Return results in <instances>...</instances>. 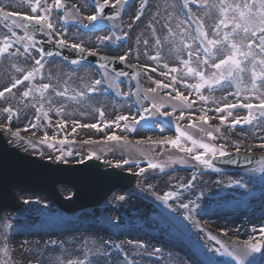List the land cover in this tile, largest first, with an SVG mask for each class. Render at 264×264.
Wrapping results in <instances>:
<instances>
[{"label":"rangeland","instance_id":"rangeland-1","mask_svg":"<svg viewBox=\"0 0 264 264\" xmlns=\"http://www.w3.org/2000/svg\"><path fill=\"white\" fill-rule=\"evenodd\" d=\"M80 1L85 3L89 8L88 13L84 14L81 11V14L83 16L93 14L94 6H91V4H93V0ZM127 1L131 4L134 0ZM34 2L35 0H32V3ZM47 2L49 5H51L53 3V0H47ZM114 2L115 0H112V3ZM173 2H176L179 10L181 11L180 19L187 20L188 9H184L181 7L183 0H173ZM24 3L30 8L29 3ZM62 3L66 4V0H62ZM140 4L141 2L138 4L136 14L140 8ZM148 4L149 1L147 0V5L144 9H147V6H149ZM70 5L72 6L73 4ZM131 7H133V4ZM189 7L191 8L193 15L195 17H199L196 13V9H200L199 5L189 4ZM0 8H3L6 11L5 5L3 4V2H1V0ZM28 11H26L25 13H27ZM71 11L72 9H70V11L68 12L69 18L65 23L63 19L65 13L62 12V9L57 10L53 8L51 19L54 18L52 20L55 24V29L61 22L62 24H65L68 32L70 31V29L76 30L79 34L97 32L101 34L100 37L111 35L113 37V40H115L116 37H121V39L116 40L115 43H113L112 41L100 43V41L97 39V42H99L97 43V47H95V49L90 48V50L101 53L104 51L99 46L107 48L111 47V45L118 46L120 45V43H123V40H125L126 37L124 36V33L121 32V24L118 21H97L95 27L90 26L88 29H84L80 26L79 21L70 15ZM29 12H31V8ZM28 15L34 14L31 12V14L29 13ZM143 16H145V11H143L142 17ZM84 23L88 22L85 20ZM6 25H11V20L4 21L2 18H0V32L2 33L0 41H2L5 36H11V32H9ZM183 26L189 31H192L195 28V24H193L190 20ZM13 31H15L18 36L24 35V30L22 28L13 27ZM42 34L43 32H41L40 34H35L37 48H40L38 42L41 40V38L44 39ZM55 37V40L61 38L56 34ZM13 40H15V37H13ZM27 43L29 42L23 41L21 43H14L12 48L15 50L19 49L20 52L23 53L24 46ZM29 51L35 58H40L35 48H30ZM155 53L156 50L154 52L152 50L147 51L148 57L149 55ZM3 58H6L13 63H21L25 59V54L13 55L12 52L8 51V53H6L4 56H0V61ZM183 58L187 59V53H185ZM136 59L140 63L143 62L138 58ZM46 62H54L58 65V67H62L64 73L68 75V77H70L71 75L77 77L80 70H85L89 74V77L85 80V84L83 82L80 84L73 83V85H77V87L72 88L73 93L65 96L66 98L63 97V103H61L62 105L60 104L61 106L55 105V113H53V110L47 108L45 104L46 100L41 101L44 103V111L48 112L47 118H45L41 113L37 112V109L40 107L41 103L30 102L31 100H40L39 92L33 91V93L28 97L22 96V93L27 90L28 87H38L39 84H41V75L38 74L36 78L31 82L25 81L24 84L18 85L17 88L12 89V93H5V97L0 98V125L9 124L13 130L19 128L22 130L21 136L25 137L24 140L17 141L7 131H5L3 128H0L2 133H5L11 137L10 142L13 145H17L22 148L21 150L26 151L28 155L36 153L38 157L47 159L53 163L65 162L54 161L53 159H50V157L64 155L67 152H71L72 155H65V160L70 163H80V161L84 162L92 158L99 159V161L104 162L106 167H115V164L117 162H121V167L118 168L121 171L135 170L137 173H139L140 168H145L146 171L142 174H138V181L133 189L127 192H117L97 209H85L74 214H67L61 210H58L51 203V201L47 200L46 197H34V195H32L30 196V198H28L26 208H23V211L21 213H11V211H9L8 213H3L2 219L0 221V248L4 247L5 245L7 246V248L9 249L10 259L9 257L4 256L3 253H0V264H4V261H8V264H30L31 259L29 258L28 253L23 252V248L20 247L21 244L18 241L19 236L27 237L43 235L47 233H51V235H53L52 232L63 234L66 232L70 233L73 231L89 230L111 235L112 237H109L108 239L105 238L106 241H110L115 245H120L123 251L119 253V259L123 261L126 254L127 259L131 261V264L133 263V259L128 254L125 246L121 243L120 238L135 237L137 239H144L148 242L149 240L150 242L154 241L164 246L176 245L183 247L188 252V254L192 256L194 263L196 264H235V261L231 257L221 255L220 252L216 251V249L220 248V245L216 244L215 241L210 240L208 237V233L217 236L218 239H220L228 246L229 250L238 251L233 248L232 242L225 239L219 234L213 233V231L208 229L205 225H202V221H205L212 217L228 216L230 215V213H233L237 210L244 213L245 211L251 212V210L264 202V184L261 183V177L264 176V171L258 170L256 173H252L253 168H259L258 165L253 168L241 171L221 169L222 171L220 173H215L211 170L205 169L203 170L202 175L198 176L197 180L194 182L196 187L190 193H184L182 199L179 202H177L176 200H170L169 204L166 206L162 201L157 200L156 196L163 195L168 191H176V185L186 184L191 179V175L194 169L188 166H182L177 163L172 165L171 167H168L164 173H161L158 169H149L147 166V159L150 158L159 162H165L168 161L169 157L179 158L184 154L180 153L176 149L171 148L168 145H141L140 150L145 153V155H141L140 151H137L136 148L121 147L114 142H104L105 137L111 133H115L119 136H127L133 143H135V141L132 140V137L139 133L156 136V139H160L164 135L174 136L176 134L177 123H179L181 127H184L189 123V120L187 119V114L189 112H192L195 117L200 114L198 110L201 107L209 108V106L203 105L199 101L196 93L192 91L190 100H195L196 103L193 105V108L191 110L184 109L186 113V118L184 120H177V117H179L180 115L181 108L178 106L176 111L173 112L171 104L175 103L179 105V102H168L169 98L166 96V93L170 92V89H157L155 93H149L148 98H145L146 90L155 87V84L152 82L153 80L158 79L166 83H169L171 81V79H159L158 77L156 78L154 75H152V72L150 70L151 68L147 64L142 63L144 66H147V68H149L148 72L140 70L139 66L136 65V67L140 70V74L139 78L135 81H130L129 79H121L108 73V79L105 80L101 86H99L98 91L88 92L87 86L91 85V83L96 79H102L105 70L97 71L94 68L86 66L84 64H76L70 66L66 64L65 61L59 58L44 57L42 60L44 67L46 66ZM33 65L34 59L29 58L28 65L23 67L22 69H24V72L30 71ZM176 67H181V65L177 63ZM43 70L44 68L41 70V73H43ZM22 76L23 73L19 72V74H16L15 78L22 79ZM149 77H152V79H149ZM186 79L188 83L196 82L191 77H188ZM113 80L115 81V85L113 87H109V84H111ZM12 81L13 80L11 79L7 80L8 83H5L7 84V87L10 86ZM177 87L181 91H183L185 95L189 94L190 90L185 88L183 84H177ZM117 91L120 93V95H117ZM202 91L204 95L209 92L207 89H204ZM79 92H84L85 95L83 97L78 96V101L81 99L87 100L88 98H92L94 96H101L100 100H103L104 102H106V104L101 109L88 113L86 110V106L84 107L79 104L71 105V102L76 103L77 101L68 99V97L76 95ZM45 95L49 97V92L45 93ZM233 98L234 102H236V97L233 96ZM240 99L243 98L241 97ZM153 100L158 103L164 102L166 106L162 108L161 111L173 112L172 117L155 115L150 119L140 120L141 114L145 116L150 115V113H144L143 109L145 107L151 108ZM24 102H29L27 103L29 113L27 118L25 117V122L23 125L18 124L20 112L18 110L19 105L16 104H21ZM107 105H111V113L109 115L106 111ZM6 107H10L12 109L13 116L11 121L8 120L9 113L2 111V109ZM72 107H74L73 110ZM58 108L62 109L59 114L56 111V109ZM99 110H102L104 112L103 119L100 118ZM236 111H240L243 116L247 115L246 109L237 108L233 110L234 113ZM38 115L40 116L39 121L36 120V117ZM122 115L128 116L129 120L120 121L121 126L119 128H117L115 124H112L111 127L105 126L106 122L114 121L117 119V117ZM209 115L213 116L217 114L214 111H210ZM133 118H135L136 120H140V123L134 125L136 129L135 131H128L125 128V124L133 126ZM261 120L264 121V118H261ZM60 122H66V126L63 129L57 126ZM73 122L76 123L74 124ZM211 123L218 124L219 121L213 120L211 121ZM31 124H36L37 127L32 128L30 127ZM85 124H98L100 125L102 130L97 131L96 129L77 126ZM26 127L28 128V131H23V129H25ZM74 127L76 129L75 132H73ZM236 127H241V125H237ZM225 129L226 126L222 127L221 129L223 132V136ZM81 131L86 132L83 137L81 136ZM88 131L98 132L99 139L95 140L97 141V143L91 145L82 143L83 141L88 140L87 138L90 137L91 134H87ZM190 131L197 138H203L205 142H208L207 137L204 136L198 128L190 129ZM33 133L35 135H33ZM45 133H47V135L50 137L56 136L57 139L67 138L70 143L63 146L56 145L55 148L49 149L47 145L39 144L37 142L38 139L43 137ZM29 139L33 141L35 147L27 142ZM212 142L216 144H225L229 152H235L234 142H232V145L230 142L225 141L224 138H219ZM241 146V152L243 153V149L245 147H250L244 145ZM253 152L260 155L261 153H264V149L257 150L253 148ZM93 153H95V155H93ZM123 160H129L130 162L128 164H123ZM192 163L194 162L189 159L188 164L190 165ZM236 180H240L242 183L246 184L247 188H240L235 184H233L232 187L227 186L229 182ZM218 181L221 182L218 183ZM198 195L201 196V199L196 201V203L199 204V207L196 208V210L191 214L187 210L179 207V203H188L189 200H196V197ZM120 196H124L125 199L119 200L118 197ZM259 197L261 198V200L255 201V207H250V205H252L250 204L251 199H258ZM247 203L250 205H248ZM190 207H195V205H190ZM186 215H189L190 219L185 220L184 217ZM132 216H135L133 222L128 223V221H130L129 218H131ZM122 219L124 222L126 221V224L121 222ZM140 221H142L144 224L147 223V225H149V228H147V225L136 226L134 224L135 222ZM91 226H93L94 229ZM89 227H91V229H88ZM58 228L60 232L56 230ZM133 232L135 235L133 234ZM253 233L254 232H251V235L254 236L255 234ZM259 235L260 234L258 232V238ZM57 240L58 239H56V241ZM56 243L57 242H55V245H48V247H50L51 249L53 247L56 248ZM103 245L104 249L108 248V245L104 243ZM263 249L264 248H262L258 253H253L248 257V259L252 260L254 257L256 260V264H263ZM155 253L157 252L155 251ZM146 256L149 259H153V255L150 253H148ZM115 259L116 254L114 253L113 260Z\"/></svg>","mask_w":264,"mask_h":264},{"label":"snow or ice","instance_id":"snow-or-ice-1","mask_svg":"<svg viewBox=\"0 0 264 264\" xmlns=\"http://www.w3.org/2000/svg\"><path fill=\"white\" fill-rule=\"evenodd\" d=\"M127 0H115L112 3V0H93L94 12L83 16L81 14L80 7L76 4L71 6L70 15L79 21L80 26L84 29H88L90 26L95 27L97 21H103L105 18L108 20L114 19V17L108 16L105 17V10L109 7L116 8L122 4H125ZM31 12L34 15H22L15 12L5 11L3 8H0V18L4 21L11 20V25H6L11 36H5L2 41H0V56H4L8 53L9 49L12 48L14 43H21L23 41H28L29 43L25 44L24 52L21 53L19 49L16 50L13 55H24L27 54V58L34 59V65L30 71L24 72V69L17 68L16 70L23 73L22 79L15 78L10 86L5 87L3 90H0V98L5 97V93H12V89L17 88L18 85L24 84L25 81H33L36 76L39 74L43 78L41 70L44 68L42 60L45 55L53 56L52 52L45 53V50L40 47L37 48V41L35 40V33L43 32L46 36L51 37L53 33L57 36H60V39H56L55 43L61 47H71L78 53H87L89 56H96L98 53L96 51L86 49L83 46V42L80 43H71L69 44L68 40L63 38V34L56 32L55 24L51 19V13L53 8L60 10L66 9L65 4L62 3V0H53L51 5L48 4L47 0H35L32 3V0H28ZM189 4H198L199 7L205 9L204 15L208 16L211 19L210 12L212 9L217 10L216 21L210 26L211 32L206 28L204 21L201 17H195L192 13ZM147 5V0H141L140 8L137 11V14L134 16V20L138 21L143 15V9ZM169 7L175 8V4H170ZM182 8L188 9L187 20H180L177 23L176 27L180 29L178 43H174L173 47L169 49L170 53L175 54V58L179 61L181 67H170L167 62H163V57L159 48L161 47V41L159 38L155 40V44L158 48L154 55L149 56L148 58L158 66H161L162 69H167V71H161L160 75L164 77L171 76V81L166 83L162 80H153L155 84L154 88H149L146 90L145 98H148L149 93H155L157 89H170V92L166 93V96L169 98L168 102L177 101L179 105L172 103L171 107L173 112L176 111L177 107L181 108L180 115L177 117V120H184L186 118V113L184 109L191 110L193 105L196 103L195 100H190L192 91L196 93L200 102L203 105H208L209 103L217 105L214 109L201 107L199 115L194 117L192 112L187 114V119L189 123L181 127L179 123L176 124V134L174 136H165L160 139H153L152 137H147L146 139H141L133 143L129 140L127 136H119L115 133H111L105 137V143L114 142L121 147H132L136 148L137 151H140L141 155H145L140 150L141 145H152V146H164L168 145L173 149L178 150L184 155L179 158L169 157L168 161L159 162L153 159H147V166L149 169H158L161 173H164L168 167H171L174 164H180L182 166H188L194 169L191 179L186 184L176 185V191H168L163 195H157L156 199L162 201L166 206L169 204L170 200H176L179 202L184 193H190L195 187V181L198 176L202 175L203 170H211L215 173H220L222 170L216 167L213 163L218 157H228L232 153L228 151V148L225 144H216L212 141H215L219 138L226 137L223 136L222 127L227 126L229 130H234L237 125H252L254 121L261 120L264 118V89L261 85H264V0H183ZM117 15L119 13L117 12ZM69 18V13L65 11L63 17L65 23ZM172 18V14H169V19ZM88 23H84V21ZM191 21L195 24V28L192 31H189L186 28H181L182 24L188 23ZM169 35L175 37L177 35L174 30L168 26ZM13 27L22 28L24 30L23 36H18ZM114 27V26H113ZM152 27V25H149ZM131 28V25H129ZM153 35H155V28L152 27ZM128 33H124L126 37ZM15 37V40H13ZM100 43L106 41H112L115 43L116 40H120L121 37H116L113 40L111 35H105L102 37H97ZM139 43V39H138ZM145 45L148 44L147 40H144ZM30 48H35L36 52L39 54L40 58H35L32 56V53L29 51ZM187 53V59L182 57V53ZM147 55V53H145ZM102 61L118 60L120 62H126L128 59V53L118 55L115 57L101 56ZM72 64H79V60H72ZM136 67V65H131ZM101 68L105 69L102 79L94 80L91 85L87 86L88 92H96L99 90L105 80L108 79V73L106 69V64H101ZM147 70V66H141ZM151 72H156L157 68L153 67L150 69ZM177 74V75H173ZM245 74L249 75L251 81L250 87L245 85L244 77ZM118 76H123L124 73H118ZM191 77L196 82L188 83L187 79ZM51 80V75L49 76ZM152 79V77H149ZM177 84H183V86L189 89V94L185 95L181 91ZM115 81L113 80L109 87H113ZM235 88V92L230 91L229 89ZM207 89L209 93L220 89L227 92L228 96H235V103H224L220 104L214 96L204 95L203 91ZM49 90L54 93L56 97H65L68 93V88L65 87L62 91L57 90V88L51 83H41L39 86L28 87L22 93L23 97L30 96L33 91L39 92L40 100L47 101L49 104L52 103V98L46 97L45 93H48ZM174 93V95H173ZM84 92H79L76 95L68 97V99L77 101V97H83ZM117 95L120 93L117 91ZM138 95V93H137ZM243 96V99H240ZM227 99V96L223 97ZM247 101V102H245ZM252 101H258V103H253ZM166 104L164 102L158 103L153 100L151 108L145 107L143 109L144 113H150L149 116L141 114L140 120L150 119L152 116L160 115L165 117H172L173 112L161 111ZM240 108L246 109L247 115L243 117H234L233 110ZM62 109H56L59 114ZM3 112L9 113L8 120L11 121L13 112L10 107L2 109ZM214 111L217 115L210 116L209 112ZM38 113H41L45 118L48 116V112L44 111V103L41 102L40 107L37 109ZM258 114V115H257ZM100 118L103 119L104 112L99 110ZM232 119H229V118ZM40 116L36 117V120L39 121ZM128 116H119L116 120L111 122H106V127H111L112 124H115L119 128L120 121H128ZM140 120L133 118V126L125 124V128L128 131H135L134 125L139 124ZM218 120V124H213L211 121ZM74 124L76 122H73ZM59 128L63 129L66 126V122H60L57 125ZM79 127L92 128L97 131H101V127L98 124H85L77 125ZM207 126V127H205ZM30 127H37L36 124H31ZM0 128H3L7 131L12 137L17 141L24 140L25 137L21 136V129L17 128L13 130L9 124L0 125ZM198 128L204 136L207 137V141L203 138H197L192 134L190 129ZM75 127L73 132H75ZM23 131H28L26 127ZM33 135H35L33 133ZM30 145L35 147L33 141L29 139L27 141ZM39 144L47 145L49 149H53L56 145H65L70 143L67 138L57 139L56 136H48L47 133L43 137L39 138L37 141ZM85 144H95L97 141L88 139L83 141ZM259 148L264 149V143L258 145ZM234 149L236 154H240L242 146L238 142H234ZM244 151V160L251 163L253 148L245 147ZM65 155H72L71 152H67L64 155H57L55 157H50L54 161L58 162H67L65 160ZM95 155V153H93ZM91 158V157H89ZM98 158V157H97ZM193 161L194 163L188 164V160ZM83 162V161H80ZM129 160H123V164H128ZM229 163H235V160H229ZM136 163V162H134ZM259 168H253L252 173L259 171H264V153H261L258 161ZM115 167H121V162H117ZM146 171L145 168H140L139 173L142 174ZM221 181H218L220 183ZM261 183L264 184V176L261 177ZM233 184L238 185L240 188H247V185L242 183L240 180L232 181L228 183V187H232ZM151 187V186H150ZM119 200H124V196L118 197ZM201 196L198 195L196 200H189L188 203H179V207L187 210L190 214L199 207V204L196 201L200 200ZM25 204L28 203L27 200L24 201ZM190 205H195V207H190ZM185 220L190 219L189 215L184 217ZM10 227V226H9ZM203 230V229H201ZM259 231V238L256 236H249L245 240H233L232 246L238 251L229 250L228 246L222 242L217 236L208 233L210 240L215 241L216 244L220 245L219 249L216 251L220 252L221 255H226L231 257L235 264H256V260L253 257L252 260H249L248 257L253 253H258L264 248V227H261L259 230L253 228V232ZM223 235H228L227 232H223ZM50 244H55L54 241L47 242ZM104 244L108 245L107 249H104V245H101V249H98L95 252L88 250L85 252L84 259H73L67 261V264H131V261L127 259L125 254L124 260L119 259V253L123 250L120 245L112 244L110 241H105ZM143 248V245H138ZM159 252V249L155 250ZM0 253H3L4 256L9 257V249L5 245L0 248ZM116 254V259L113 260V254ZM242 253V254H241ZM10 259V257H9ZM4 264H8V261H4ZM61 264H64L61 261Z\"/></svg>","mask_w":264,"mask_h":264},{"label":"bare ground","instance_id":"bare-ground-1","mask_svg":"<svg viewBox=\"0 0 264 264\" xmlns=\"http://www.w3.org/2000/svg\"><path fill=\"white\" fill-rule=\"evenodd\" d=\"M68 1L69 3L76 4L78 7H80L82 13L86 14L89 12V8L82 1L80 0H68ZM1 2H3V4L5 5V9L8 12H15L23 15L24 14L28 15L29 13L31 14V12H29L30 8L24 3V2L28 3V0H20V1L1 0ZM140 2L141 0H134L132 3L133 7H130L129 9V6L126 5V10L124 12V15L126 17L125 18L126 25H123V28L125 31H128L130 34L129 44L128 45L120 44L118 47L112 46L109 48L103 46H99V47L103 49L105 54L110 56H118L117 54L122 55L128 53L130 63L139 64V66H144L143 64H147L150 68L156 67L157 71L152 72V75H154L156 78L158 77L159 79L162 78L171 79V76L166 78L160 75L161 71H167V69H162V67L158 66L156 62L150 60L148 58V55H146L145 53H147V51L149 50H152L153 52L155 50L156 51L158 50L155 44V40L159 38L161 41V47L159 48V50L161 51L163 57L162 63L167 62L170 67L173 66L176 67V64L179 63V61L175 58L174 53H170L169 49L173 47L174 43H178L179 40L180 29L177 28L176 25L177 23H179L180 20H182L180 19L181 11L179 10V7L177 6L176 2H173V0H151L149 6L145 11V16H143L139 21H136L133 18L136 14V9ZM170 4H175L176 7L175 8L169 7ZM26 11L28 12L25 13ZM204 12L205 9L201 7L198 10L196 9L197 15L203 19L206 28H208L209 32H211L210 26L216 21L218 15L217 10L216 9L211 10L210 12L211 19L208 16H205ZM170 13L172 14L171 19H169ZM129 25H131V28H129ZM149 25H152V27L155 28V35H153L152 27H149ZM165 25L170 26L174 30V32L177 33V35L175 37L169 35L168 27H166ZM183 25H181V28H184ZM57 29L59 33L63 34V37H65V39L68 40L69 43L83 42V46L87 49L90 48L95 49V47H97V43H99L97 42V37L101 36V34L97 32L79 34L76 30L73 29H70V31L68 32L67 29L61 24L57 26ZM1 35L2 33L0 32V37ZM138 39H139V43H138ZM144 40L148 41L147 45L143 43ZM185 53L186 52L182 53V57L185 55ZM26 56L27 54H25V59L21 63H16V62L13 63L6 58H3L0 61V90L7 87V84H5L8 83L7 80L9 79L14 80L16 74H19V71L16 70L17 68H23L28 65L29 58L26 59ZM136 58L143 61L142 62L143 64L140 63ZM45 64L46 66L44 67L42 73L43 78L41 83H51L57 88V90H61V91L65 87H67L68 88L67 95L73 93L72 88L77 87V85H73V83L80 84L83 82L85 84L86 83L85 80L88 79L89 77V74L85 70H80L79 75L77 77H74L73 75L68 77V75L64 73L63 68L60 66L58 67L56 63L46 62ZM50 75L52 77L51 80L49 79ZM173 75H177V74H173ZM244 83L245 85H248L250 87L251 81L249 79L248 74H245ZM261 87L262 89H264V85H261ZM229 90L235 92V88ZM206 95L214 96L218 101H220V104L235 103L233 96H228L227 92L224 90L217 89L211 93L209 92L206 93ZM45 96L47 97V95ZM49 96L52 98V103L50 105L49 103L47 104L46 101L45 104L48 109L54 111L55 105H60L61 103H63V97H56L51 90H49ZM225 96H227L226 100L223 99V97ZM241 97L243 98V96ZM100 99L101 96L99 97L94 96L92 98H88L87 100L81 99L76 103L71 102V105L79 104L84 107L86 106L87 112L90 113L91 111L101 109L106 104V102ZM30 102L41 103V100L38 99L31 100ZM253 102L258 103V101H253ZM27 103L24 102L21 104L20 103L16 104L19 105L18 110L20 112L18 118L19 120L18 124L24 125L25 122L24 119L25 117L27 118L28 116L29 110ZM208 106L209 108L214 109L217 105L209 103ZM73 109L74 107H72V110ZM106 111L108 112V115L111 113V105H107ZM0 112H1V107H0ZM53 113H55V111ZM233 116L243 117L240 111L239 112L236 111L235 113L233 112ZM229 119L232 118L230 117ZM81 132H82L81 136L83 137L86 132L84 131ZM87 134H91L90 137L87 139H92V140L99 139L98 132L88 131ZM165 136L166 135H164L163 137ZM224 136L226 137L225 141L230 142L231 144L232 142H238L240 145L250 146L257 150H263L259 148L258 145L264 143V121L262 120L254 121L252 125H245V126L241 125V127H236L234 130H229L228 127L226 126V129L224 131ZM147 137H152L153 139H156V136L139 133L133 136L132 140L137 141L141 139H146ZM9 144L12 143L9 142ZM15 147H19V146L15 145ZM22 152L25 153V151L23 150ZM20 197H21V203H23V201L28 200V198H30L26 195H20ZM257 200H261V198L260 197L258 199L253 198L250 201V204L252 205L248 203L247 204L250 205V207L252 206L255 207L254 203ZM134 218L135 216L129 218L130 221H128V223H132ZM121 222L126 224V221L124 222L123 219ZM202 222H203L202 225L203 226L205 225L208 229L213 231V233L219 234L231 242L233 240H245L248 239L249 236H253L251 235V232H253V228L259 230L261 226L264 227V202H262L259 206L255 207L253 210H251V212L245 211L244 213L237 210L233 213H230V215L228 216L212 217L205 221L203 220ZM134 224L136 226L147 225V223L144 224L142 221L135 222ZM91 227L93 228V226ZM91 227H89L88 229H91ZM59 228L56 230L59 231ZM147 228H149V225H147ZM223 232H227L228 235L226 236L223 235ZM258 232L259 231L253 233L255 234L254 236H256L257 238H258ZM52 234L53 235H51V233H47L43 235L27 236V237L19 236L18 241L21 244L20 247L23 248V252L28 253L29 258L31 259L30 264H61V261L67 263V261L73 259H84L86 251L91 250L92 252H95L98 249L103 250L101 249V245H103L106 239L112 237L109 234L99 233L93 230L73 231L70 233L66 232L63 234L52 232ZM56 239L58 240L56 241ZM120 240L121 243L125 246V249L128 251V254L132 257L133 259L132 264H196L194 263L192 256H190L188 252L183 247L180 246H176V245L164 246L154 241L150 242L149 240L148 242L144 239H137L135 237L120 238ZM50 241L57 242L56 243L57 247L56 248L53 247L52 249L48 247V245L51 244L47 242ZM138 245H143V248L139 247ZM156 249H159L160 251L155 253ZM148 253L153 255V259H149L146 256ZM102 264H104L103 261Z\"/></svg>","mask_w":264,"mask_h":264},{"label":"water","instance_id":"water-1","mask_svg":"<svg viewBox=\"0 0 264 264\" xmlns=\"http://www.w3.org/2000/svg\"><path fill=\"white\" fill-rule=\"evenodd\" d=\"M123 7L124 4L116 8L109 7L105 10L104 15L105 17L111 16L116 19L122 15ZM117 12L119 15H117ZM41 46L45 50V53H53V56L45 55L46 57H61L69 64H72V60H79L80 62L96 66L98 69L101 68V64H106V67L111 71H114L116 74L121 72L124 73L122 77L129 76L132 80L137 78V71L124 62L122 63L118 60L105 62L102 61L100 59L101 56L98 55L89 56L87 53H75L72 51L71 47L61 48L52 40H49V42L46 43H41ZM1 132L0 215L5 210L17 211L19 209V205H21L19 211H11V213H21L23 208H26L24 201L21 203L20 195L17 198L16 191H19L22 194H44L51 198L59 208L69 214H74L79 212L78 210L86 208H99L105 203L104 201H106L112 193L120 190L126 191L135 183L134 175L117 170L118 168L104 169L102 168V163L104 164V162H99V159L88 160L78 165H53L37 157L24 155L17 150L19 149L22 152L20 147H16L17 149L8 147ZM3 134L8 138L7 142L9 144L11 137L5 133ZM9 145L15 147L13 144ZM25 153L27 154L26 151ZM32 155L37 156L36 153H32ZM259 156L260 155L254 153L252 156V162L249 163L244 160V153H234L228 157H218L215 161H213V163L217 167L247 169L258 164ZM229 160H235L236 162L229 163ZM68 184L72 186L74 191L73 201L66 200L72 199V188ZM57 186L60 193L66 199L61 196ZM34 197H39V195H34ZM1 219L2 216L0 221Z\"/></svg>","mask_w":264,"mask_h":264}]
</instances>
